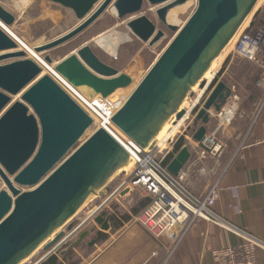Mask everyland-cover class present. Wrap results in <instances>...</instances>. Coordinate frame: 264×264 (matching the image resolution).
I'll return each mask as SVG.
<instances>
[{"label":"water","instance_id":"water-1","mask_svg":"<svg viewBox=\"0 0 264 264\" xmlns=\"http://www.w3.org/2000/svg\"><path fill=\"white\" fill-rule=\"evenodd\" d=\"M0 0V21L12 23L14 16ZM70 9L78 23L58 37L34 47L48 50L71 39L92 23L109 5L118 18L128 16L126 26L138 39L151 46L163 31L140 13L144 0H46ZM156 9L159 21L173 31L172 38L154 59L122 105L111 117L128 138L140 147L151 144L172 114L179 109L191 88L205 87L202 78L211 62L234 36L257 0H196L192 13L180 27L166 21L167 10L187 0H145ZM17 43L0 28V264H18L41 244L49 252L81 227L68 223L91 195L102 197L109 178L127 165L126 150L103 128L89 135L91 117L23 51L4 52ZM44 59L50 62L45 55ZM54 69L73 86H85L106 97L126 87L131 78L102 62L87 44L57 62ZM25 88V89H24ZM24 89V90H23ZM18 100L11 96L21 92ZM231 93L218 80L206 98L200 99L194 120L199 125L191 134L199 142L206 133L210 111L217 112ZM186 113V114H185ZM190 157L183 144L166 165L177 176ZM101 219V215H99ZM95 227L78 233L72 248ZM94 240L90 241V245ZM63 252V251H62ZM61 252V253H62Z\"/></svg>","mask_w":264,"mask_h":264},{"label":"built area","instance_id":"built-area-1","mask_svg":"<svg viewBox=\"0 0 264 264\" xmlns=\"http://www.w3.org/2000/svg\"><path fill=\"white\" fill-rule=\"evenodd\" d=\"M234 57L251 63L257 68L254 85L261 90L264 99V0H257L253 10L245 17L209 82L203 79L205 81L203 89H199L197 84L198 91H201L198 99L196 100L193 91H191L192 96H186L190 98L194 110L192 113H187L190 119L186 123L184 132L191 129L192 134L197 128L196 126L192 129L191 123L194 122V115L201 107L200 99L206 98L215 83L222 80L223 72L220 73V69L224 59H233ZM47 75L89 116L94 114L104 119L99 112L106 107V112H102V114L107 120H104V123L100 126H96L94 130L97 128L105 129L128 154L130 166L119 172L122 175L121 178L114 183V186L108 187V191L102 197L96 195L95 199L98 200V203L93 208L94 213L105 211L114 218L120 225L119 233L132 225L141 227L165 251L166 258L164 262L173 253L193 224L197 220H202L214 224L239 238L237 244H225L211 249L213 264L257 263L256 249L264 246V242L247 231L234 226L213 210L214 203L220 195L218 178L211 182L203 194H196L191 192L183 183L184 174H182V170L177 176H172L167 171L166 165L172 157L173 147L182 137L180 134L170 138L166 148H162L156 142V139L148 146L140 147L111 121V117L122 104L119 107L108 105L107 98L102 97L100 94L90 98L82 95L77 87L68 82L54 67L49 69ZM237 97L238 104L234 102ZM245 100L246 96L243 93L233 91V88H231V93L220 110L213 112V115L210 114L217 119L216 130L234 120L236 108ZM233 103H235V106H233ZM225 107H234V114L228 117V120L224 118ZM179 109L182 108L179 107ZM91 119V125H93L94 118L91 117ZM168 120H170L171 125L178 122L175 119V114H172ZM184 138L190 149L189 136ZM195 144L196 154L199 153L200 157H204V153L217 154V156L221 154L222 144L216 141L213 133H205L201 140L195 142ZM82 223L83 221H76L74 225L80 226ZM67 241L68 239L61 241L59 247ZM51 253L57 256L55 250ZM37 264H41V262H37Z\"/></svg>","mask_w":264,"mask_h":264},{"label":"crops","instance_id":"crops-1","mask_svg":"<svg viewBox=\"0 0 264 264\" xmlns=\"http://www.w3.org/2000/svg\"><path fill=\"white\" fill-rule=\"evenodd\" d=\"M255 69L257 71L256 67ZM254 88L258 89L256 86ZM257 91L259 98L247 106L245 104L246 108L244 107L228 124L232 127L230 134L239 141L222 170L215 175L211 172L214 165H197L195 159H191L192 152H197L194 145L190 146V157L182 169V174L183 183L196 194H203L211 182L218 178L220 195L213 210L234 226L264 242V99L261 90ZM210 122L211 120L206 125V133L209 132ZM99 215L102 226L89 223ZM77 221H83L81 227L63 246L59 247L60 242L45 254L42 248L38 249L40 253L34 263L213 264L211 249L239 242L236 235L214 224L197 220L164 262L165 251L138 225H132L119 233L120 225L114 218L105 211L94 213L93 209ZM91 227L95 229L72 248L67 249L80 231ZM91 240H94V243L90 245ZM52 250L58 252V255H53ZM256 259V264H264V246L256 249Z\"/></svg>","mask_w":264,"mask_h":264},{"label":"rangeland","instance_id":"rangeland-1","mask_svg":"<svg viewBox=\"0 0 264 264\" xmlns=\"http://www.w3.org/2000/svg\"><path fill=\"white\" fill-rule=\"evenodd\" d=\"M164 4L165 3L159 5H151L144 0L140 10V13L147 16V18L153 22L157 29H161L163 31V37L159 39L157 43H153L151 46H148L146 42L141 41L131 33V31L126 26L128 16L118 18L115 14L111 13V5H109L92 23H90L86 28H84L74 37L51 49L45 50L41 53H37V56L45 64L43 67L49 73V69H53L54 67H50L51 63L59 62L67 55L75 53V50L79 46L87 44L89 47H91L95 55L102 62L114 67L119 73H124L131 78V83L129 85L123 88L116 89L106 97L108 105L119 107L127 97V95L131 92L133 87L146 73L154 59L158 56V54L162 51V49L173 36V31L169 30L159 21L155 12L158 7ZM1 5L14 16L11 24L5 25L2 22V24L6 27V30H3H5V32H7V34L21 47H30V50L35 46H38L40 44L42 45L47 41L58 37L78 23L73 12L70 9L62 7L61 5L53 3L51 1L3 0L1 2ZM195 5L196 1L191 0L189 3L183 6L179 4L170 7L177 8L175 19H173V22H171V24L175 25L177 28L180 27L187 19V17L192 13ZM111 32H117L121 35L126 34L128 36L127 39H122L123 41L117 44L113 56L100 49L94 43V38H97L101 33L107 35V33ZM222 54H224V51L222 52ZM45 55L50 58V62L45 61ZM32 57L35 58L33 55ZM11 60L12 59L2 60L0 61V64L9 62ZM220 61L221 56L213 62L211 68L205 75L206 78H209L213 69L216 68ZM221 72H223L222 80L227 85H229L230 88H233V91L241 92L246 96L245 102L240 104V106L235 110V116H237L240 111L244 109L245 104L247 106L251 102V95L255 93L256 90L254 88L255 85L253 86V83L257 71L255 69V66L241 60L238 57H234L233 59H224L220 69V73ZM80 87L86 88L85 86H79L78 88ZM78 91L82 94L79 89ZM192 91L195 93V96L200 93L197 87H195ZM90 96L91 95H87L88 98H90ZM12 97L13 96H11V98ZM186 98H188L189 103H191L190 98ZM234 102L238 104V97L235 98ZM188 104L183 107L186 109L188 107ZM233 106H235V103H233ZM229 109H233L234 113V107H226V110ZM102 112H106V107L102 108V110L99 112L100 115H102L103 118L106 119ZM90 116L95 117L96 120L94 121V124L88 128L86 135H89L95 129V127L98 126L99 123H102V121H104V119L99 118L97 115L93 114ZM167 120L166 122H168ZM210 120L211 122L208 126L210 129L208 128V133H213L216 141L222 144L221 154L218 158L217 154L211 155L210 153H204V157H200L199 153L196 154L195 152H192L191 159H195L197 165L204 164L205 166H207L206 164H208L210 167L214 165V169L211 172L217 175L232 155V152L235 149L239 139L237 140L236 138H234L235 136H233V134H230L232 127L228 124L225 126L223 125L222 128H219L216 130V132H214V128H216L217 125V119L214 116H211ZM165 123L163 124V127L164 125H167ZM199 123V121L194 120V122L191 123L192 129L198 126ZM187 136H189L191 146L196 145L195 141H193V139L191 140L190 137L191 129H188L186 132H183L182 137H180V139L173 147L171 156H173L174 153H176V151L180 149V147L184 143L187 144L186 139L184 138ZM162 148H164V146ZM129 166L130 162L121 169L117 170L109 178L106 186L110 188L114 186V183H116L122 176L119 172L126 170ZM1 188H5V185L2 181H0V189ZM95 197L96 195L89 196L81 205V207L76 211V213L71 218H69L64 226L59 230H64L65 226L68 223H75L79 218L88 214L89 210L93 209L94 206L98 203V200H96ZM89 223L94 224V221L90 220ZM42 245L43 244H41L35 251L40 249ZM35 251L18 264H33L35 262L37 254L39 255L40 253V251H37L36 253ZM56 253L58 255V252ZM81 259L83 260L82 256Z\"/></svg>","mask_w":264,"mask_h":264},{"label":"bare ground","instance_id":"bare-ground-1","mask_svg":"<svg viewBox=\"0 0 264 264\" xmlns=\"http://www.w3.org/2000/svg\"><path fill=\"white\" fill-rule=\"evenodd\" d=\"M191 0H187V1H185L184 3H182V4H180V5H185V4H187V3H189ZM196 1V0H195ZM258 1H260V0H258ZM111 13L112 14H115V9H114V7L111 5ZM176 12H177V8L175 7H173V8H169L168 10H167V12H166V21H167V23H171V22H173V19H175V15H176ZM0 28L1 29H5L6 30V27L2 24V21H0ZM4 30V31H5ZM7 33V32H6ZM128 38V36L126 35V34H124V35H121V34H119V33H117V32H111V33H107V35H104V33H101L97 38H94V43L100 48V49H102L103 51H105L106 53H108V54H110V55H114V53H115V49H116V46H117V44H119V42H121V41H123L122 39H127ZM233 39H234V36L231 38V40L228 42V44L223 48V50L220 52V54L211 62V64H210V66H209V68L204 72V74H203V76H202V78L201 79H204L205 81H207V82H209V78H206L205 77V75L207 74V72L209 71V69L211 68V66H212V64H213V62L216 60V59H218L220 56H221V54H222V52L224 51H226L227 50V48L231 45V43H232V41H233ZM158 42V40L156 41V42H154V43H157ZM17 43V42H16ZM41 45V44H40ZM40 45H38V46H40ZM35 47H37V46H35ZM18 50H22V51H24V54L26 55V57L27 58H29V59H31V60H33L39 67H40V69H41V71H40V73H39V75H38V77H40L41 75H47L48 74V72L46 71V69L43 67L45 64L39 59V57L37 56L38 54L37 53H41V52H44L45 50H41V51H36V50H34V47H33V49H31L30 50V47H26V48H23V47H21L19 44H17V47L16 48H13V49H10V50H6V51H4V52H1V53H5V52H12V51H18ZM35 52V53H34ZM32 55L35 57V58H33L32 57ZM46 61V60H45ZM57 62H53V63H51V68L53 67V65H55ZM84 87V86H83ZM135 87V86H134ZM133 87V88H134ZM195 87H197V84H195L192 88H191V91L192 90H194V88ZM25 89V88H24ZM23 89V90H24ZM77 89H79L81 92H82V95H84V96H86L87 97V95H91L90 97H92V96H95L97 93H94V92H92L89 88H78L77 87ZM117 89H119V88H117ZM23 90H21V92H19L18 94H16V95H13V97L11 98V101H14V100H17V99H19V96L21 95V93H22V91ZM116 90V89H115ZM114 90V91H115ZM133 90V89H132ZM131 90V91H132ZM113 91V92H114ZM200 93H201V91H200ZM200 93L198 94V95H196V98H198L199 97V95H200ZM130 94V93H129ZM128 94V95H129ZM110 95V94H109ZM108 95V96H109ZM127 95V96H128ZM107 97V96H106ZM126 99V98H125ZM124 99V100H125ZM197 100V99H196ZM123 103V102H122ZM189 103V99L188 98H185L183 101H182V103L180 104V108H182V109H185L183 106H186L187 104ZM191 104H192V102L191 103H189L188 104V107L185 109L186 110V113L188 112V110L190 109V106H191ZM211 113L210 114H212L213 112H212V110H209ZM185 113V114H186ZM233 114V109H229V110H226V107H225V110H224V118L226 119V120H228V117H230L231 115ZM94 118V121L96 120V118L95 117H93ZM190 118L188 117V115L186 114V115H184L180 120H178V122H177V124H175V125H171L170 124V120H167L168 122H166L165 124H167V125H164V127L162 126L161 128H160V130H159V132L156 134V136H155V138H154V140L156 139V142L160 145V146H164V148H166L167 147V145H168V141H169V139L170 138H172L173 136H175V135H178V134H180L181 136H182V134H183V132H184V128L186 127V123L188 122V120H189ZM104 120H106V119H104ZM102 123H104V121H102ZM102 123H99L98 124V126H100ZM168 123H169V125H168ZM94 215V214H93ZM88 218V217H87ZM93 221H94V223L95 224H97V225H99V226H102V223H101V219H99V216H95L94 218H93ZM67 222V221H66ZM65 222V223H66ZM53 249V248H52ZM53 251V250H52ZM44 254H45V252H44ZM51 255V254H50ZM48 257V256H47Z\"/></svg>","mask_w":264,"mask_h":264},{"label":"trees","instance_id":"trees-1","mask_svg":"<svg viewBox=\"0 0 264 264\" xmlns=\"http://www.w3.org/2000/svg\"><path fill=\"white\" fill-rule=\"evenodd\" d=\"M223 55H224V54L221 55V61H222V59H223ZM221 61H220V63H221ZM220 63L216 66V68L213 69L211 75L209 76V79L212 78L214 72L217 70V68L219 67ZM257 90H258V89H256V90H255V93H253V94L251 95V102H252V103L255 102V101L257 100V98H259V92H258ZM251 102H250V103H251ZM250 105H251V104H250ZM250 108H251V107H250ZM42 264H48V263L43 262Z\"/></svg>","mask_w":264,"mask_h":264},{"label":"flooded vegetation","instance_id":"flooded-vegetation-1","mask_svg":"<svg viewBox=\"0 0 264 264\" xmlns=\"http://www.w3.org/2000/svg\"><path fill=\"white\" fill-rule=\"evenodd\" d=\"M99 226V225H98Z\"/></svg>","mask_w":264,"mask_h":264}]
</instances>
